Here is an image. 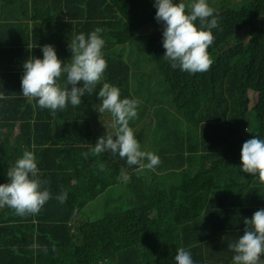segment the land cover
Instances as JSON below:
<instances>
[{
    "label": "trees",
    "instance_id": "16d2710c",
    "mask_svg": "<svg viewBox=\"0 0 264 264\" xmlns=\"http://www.w3.org/2000/svg\"><path fill=\"white\" fill-rule=\"evenodd\" d=\"M223 2L218 15L213 11L212 70L186 75L163 58V35L143 33L156 20L147 0H0V184L10 182L8 169L28 150L54 197L41 209V227L22 230L31 215L0 209V264H176L179 248L193 264H234L228 246L243 235L244 219L264 209V184L241 170L243 143L264 140V0H247L241 8ZM123 5L136 22L123 19ZM39 23L49 25L44 38L52 30L57 43L103 30L104 83L118 87L121 99L138 101L143 117L129 126L138 127L141 150L156 154L158 166L138 173L118 153L92 152L100 137L116 131L115 118L99 113L96 99L53 115L21 98V80L12 72L28 57L10 46L26 42L25 31ZM244 30L249 41L236 45ZM158 77L172 83L180 113L157 107L171 100L168 89L156 92L150 108L153 92L145 91ZM250 89L259 94L252 109ZM63 192L67 199L60 203ZM52 212L56 216L48 218Z\"/></svg>",
    "mask_w": 264,
    "mask_h": 264
},
{
    "label": "clouds",
    "instance_id": "9594fccd",
    "mask_svg": "<svg viewBox=\"0 0 264 264\" xmlns=\"http://www.w3.org/2000/svg\"><path fill=\"white\" fill-rule=\"evenodd\" d=\"M184 1L151 0V13L152 15L156 13V20L160 22V25L157 27L156 20L153 19V23H148L143 33H154L156 29L158 36L163 35V47L166 50L163 58L171 63L174 68L173 72L179 71L186 75L203 74L211 71L214 66L208 55V49L214 42L212 29L218 27L213 11L217 15L221 11L215 9L212 0H195L188 4ZM238 2L242 1L235 0L234 4ZM219 5L222 9L223 0L219 2ZM121 11L125 21H137L138 17L129 6L123 5ZM198 21L199 26L196 23ZM23 23L29 26L27 18ZM48 26L47 23H39L36 27L31 25L25 31L27 41L19 43V46H10V48L20 49L21 53L28 57L21 61L19 71L12 72L19 75V80H21L19 83L21 98H28L30 102L36 100L37 106L49 109L55 115L57 110L82 105L88 100L83 96L94 93L103 81L98 92V97L102 101L99 113L108 111L112 114L115 118L113 127L116 131L115 135L107 132L106 136L100 137L92 152L97 155L105 151L113 155L118 153L121 159H126L129 166H138L136 168L138 173L145 168L154 169L158 166L161 161L156 154L141 150L140 143L134 135V132L138 133V127L136 126L133 131L129 126V122L138 115V101L128 98L121 99L118 87L104 83L109 61L107 53L102 52L105 45L102 38L103 30L96 28L87 35L81 33L75 38L70 35L64 42L57 43L52 30L49 37L44 38V35L48 33ZM4 33L0 30V35ZM241 33H245L248 37L246 30ZM9 41L8 36L5 42ZM124 58L127 57L124 56ZM63 83L67 86L62 88ZM165 89L170 91L171 100L162 106L157 103V107L173 112L178 111L172 103L174 99L171 92L172 83L161 77L156 78L145 91V93L153 92V98H147L150 108L154 106L153 99L156 92L160 91L163 94ZM250 92L258 94L250 89L248 97ZM4 98L0 94V99ZM142 117L138 115V119ZM145 125L148 126L147 120ZM83 155L85 158L88 157L87 152ZM145 160L148 163H144ZM241 162L243 173L258 177L260 183L264 184V140L254 136L245 141L241 149ZM39 175L40 170L34 152L25 150L15 166L8 169L7 176L10 182L0 184V209L5 211L4 206H8L15 210L18 216L31 215L21 221L22 230H27L23 228L24 226L41 227L42 222L39 218L43 214L41 209L54 199L50 191L43 187L46 181L40 180ZM120 179L127 182L130 177L122 171ZM56 198L60 203H64L67 199V192H63ZM54 216L56 213L52 212L48 218H54ZM81 219L83 222L86 221L85 216ZM50 224L51 222H47V225ZM244 224L246 227L238 242L228 246L235 253L234 264H264V209L257 210L250 219L245 218ZM71 233L76 235L74 230ZM34 236L37 237L38 234ZM177 253L176 264H193L190 253L183 248L177 249ZM42 261H46L44 256Z\"/></svg>",
    "mask_w": 264,
    "mask_h": 264
},
{
    "label": "rangeland",
    "instance_id": "374dc122",
    "mask_svg": "<svg viewBox=\"0 0 264 264\" xmlns=\"http://www.w3.org/2000/svg\"><path fill=\"white\" fill-rule=\"evenodd\" d=\"M148 2H150L151 0H147ZM191 1H195V0H185L184 2L186 3V4H188V3H190ZM221 0H212V4H213V6L215 7V9L217 10V11H221V9H220V5H219V2H220ZM235 1V0H234ZM233 1V2H234ZM238 1H242L241 3L240 2H238L236 5L238 6V7H240L241 5H243V2L244 1H247V0H238ZM208 3V2H207ZM246 4V2H244V5ZM208 5H209V3H208ZM235 4H234V6L235 7H237ZM241 8V7H240ZM248 37L246 36V34L245 33H240L238 36H237V39H236V41H235V44L236 45H238V44H240V43H244V44H246L247 42H248ZM124 56L125 57H127V54H126V52L124 53ZM102 84H103V81H101V84L100 85H98L97 86V89H96V91L94 92V93H92L91 95H88V94H85L84 96H83V98H86V99H88V101H93V100H97V103L99 104V106L101 107V105H102V101L99 99V97H98V92H99V89H100V87H102ZM249 97H250V109H252L257 103H258V101H259V95L258 94H255V93H253V92H250L249 93ZM185 127V126H184ZM15 133H17V130L15 131ZM262 259V258H261Z\"/></svg>",
    "mask_w": 264,
    "mask_h": 264
}]
</instances>
